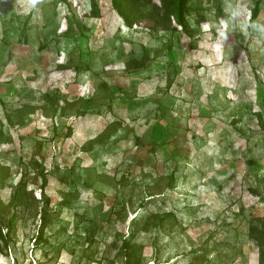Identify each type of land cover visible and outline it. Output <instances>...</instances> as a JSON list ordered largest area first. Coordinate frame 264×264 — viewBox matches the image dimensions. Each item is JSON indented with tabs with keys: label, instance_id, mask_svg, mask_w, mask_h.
Listing matches in <instances>:
<instances>
[{
	"label": "rangeland",
	"instance_id": "obj_1",
	"mask_svg": "<svg viewBox=\"0 0 264 264\" xmlns=\"http://www.w3.org/2000/svg\"><path fill=\"white\" fill-rule=\"evenodd\" d=\"M69 2L0 0V264H260L264 0H192L187 33Z\"/></svg>",
	"mask_w": 264,
	"mask_h": 264
},
{
	"label": "trees",
	"instance_id": "obj_2",
	"mask_svg": "<svg viewBox=\"0 0 264 264\" xmlns=\"http://www.w3.org/2000/svg\"><path fill=\"white\" fill-rule=\"evenodd\" d=\"M56 3H63L70 6V0H51ZM113 9L122 18L125 24L131 29L142 27L143 23H147L145 26L147 29L155 32L161 31H182L188 32L189 22L188 16L194 11L191 6L192 0H110ZM262 0H256L255 6L252 10V19H256L259 15L260 5ZM220 9L219 11H221ZM101 8L97 0H91V11L89 17L99 18L101 17ZM69 28L68 33L73 31L72 21L67 18ZM150 62V52L148 49L143 50V54L140 58H133L125 62L127 70H138L145 68ZM62 68H67L66 65H60ZM44 101L46 102L45 109H51L54 112L58 110L60 101L58 97L49 93L44 94ZM87 103L92 102V99H87ZM27 109L28 106H25ZM63 112L65 106H62ZM92 110V109H90ZM90 110L81 112V115H86ZM27 113V110L25 111ZM30 111H28L29 113ZM31 113V112H30ZM121 129L120 123H111L102 133L91 140L96 145H101L105 141L112 140L115 135ZM47 181L44 182L45 186ZM44 189V187H43ZM67 206L69 202H64ZM15 219H13V222ZM9 234L13 231L12 226H7ZM250 236L258 243L260 248V264H264V217L255 218L250 226ZM0 240L8 243V238L3 235V227L0 224Z\"/></svg>",
	"mask_w": 264,
	"mask_h": 264
}]
</instances>
